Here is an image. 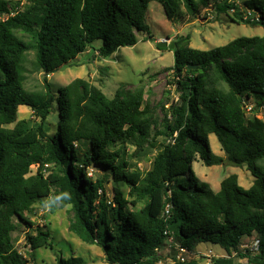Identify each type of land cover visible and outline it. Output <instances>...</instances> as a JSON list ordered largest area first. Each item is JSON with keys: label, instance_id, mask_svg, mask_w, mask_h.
<instances>
[{"label": "trees", "instance_id": "16d2710c", "mask_svg": "<svg viewBox=\"0 0 264 264\" xmlns=\"http://www.w3.org/2000/svg\"><path fill=\"white\" fill-rule=\"evenodd\" d=\"M150 1L27 0L26 9L19 10L20 1L12 5L0 0V264H28L14 247L11 232L16 223L32 228L29 214L33 204L43 200L52 208L55 202L70 205L69 230L99 246L109 264H156L170 237L172 248L180 245L188 251L200 242L219 245L226 254L211 264H243L236 258L244 257L246 264H264V119L247 116L244 106L253 97L256 105L251 111L264 109V34L236 37L208 50L190 47L189 35L175 40L169 69L179 101L165 110L163 130L153 134V119L143 107V87L118 88L107 98L81 77L60 86L57 96L46 78L40 90L24 86V62L30 50L35 69L47 74L96 39L102 41L98 54L104 58L134 45L137 31L149 33L145 14ZM155 1L169 20L198 17L213 4L219 13L232 8L240 21L264 26V0H243L254 14L246 19L229 0ZM219 81L227 87L218 86ZM54 102L58 119L49 132L47 117ZM20 105L31 109L33 119H17ZM158 133L169 141L155 154L151 168L145 173L130 168L121 145H135L133 155H140ZM209 133L216 136L225 158L212 152ZM116 144L120 145L111 149ZM197 157L207 166L225 160L245 165L252 184L243 188L237 175L230 174L214 192L192 169ZM90 167L104 171L106 177L93 179L87 174ZM107 174L128 185L133 200L125 199L119 189L108 200ZM253 233L256 252L240 250L241 237ZM49 236L40 227L25 234L30 258L37 248L50 244ZM172 258L173 264H199L196 258ZM54 264H86V260L59 257Z\"/></svg>", "mask_w": 264, "mask_h": 264}, {"label": "rangeland", "instance_id": "374dc122", "mask_svg": "<svg viewBox=\"0 0 264 264\" xmlns=\"http://www.w3.org/2000/svg\"><path fill=\"white\" fill-rule=\"evenodd\" d=\"M11 4L20 1L18 9H26L27 0H10ZM234 1L238 6V11L244 18V11L247 8L243 5V0ZM234 9L230 8L227 13H219L212 4L208 9L201 11L198 17L182 16L178 20H169L163 11L161 4L155 0L150 1L145 14V23L148 27L147 32H136V43L132 46H122L111 55L104 58L98 54V48L102 44L101 39H96L91 45L79 53L71 61L62 65L58 70L52 73H45L40 69H35L34 53L30 50L26 55L24 62V86L28 90H40L44 85V78L52 84V92L57 96V89L70 82L76 77H81L101 89L107 98H112L118 88L132 91L137 87L144 89V108L147 116L153 119L151 133L163 130V118L166 109L179 101V90L174 82L175 77L169 69L174 62L173 50L167 48H158L153 44V40H166L168 43L177 40L180 36L189 35L188 45L200 50H208L216 46L224 45L230 40L241 36H262L264 26L251 25L239 20L235 16ZM239 16V15H238ZM3 16L0 15V19ZM16 34L25 40H29L28 34L17 31ZM151 35L148 38L147 35ZM175 44V43H174ZM218 86L226 88V84L219 81ZM255 99L250 97L245 101V110L247 116L255 114L264 119V112L257 107ZM33 119L32 111L26 105H20L17 109V119ZM169 118V116H168ZM58 119L57 105L53 103L51 112L47 117L49 122V132H53ZM10 127L12 124L9 125ZM169 138L164 134L158 133L154 140L149 139L147 146L140 155H133L136 150L135 145L125 144L120 148L124 149V154L129 162L130 168L138 169L142 173L148 171L152 166V160L155 154L160 150L163 144L167 143ZM208 141L212 152L225 158L220 143L213 133L208 134ZM120 144L112 146L115 149ZM191 165L195 175L202 181L209 184L210 188L216 192L220 187L221 180L230 175L236 174L238 183L243 188H248L253 181L251 172L245 165L229 164L226 160L222 164L207 166L201 160L196 158ZM262 161H259L261 163ZM47 166V165H46ZM48 171L52 167H47ZM30 174H34L36 166L30 167ZM28 174V175H30ZM87 174L93 179L96 177H106L104 171L98 168H88ZM110 175L107 174V177ZM105 196L111 200L115 194V189H119L122 196L127 200H133L129 193V187L123 182H116L111 177L107 179L104 185ZM142 202L138 203V207ZM34 210L29 214L30 220L34 222L32 228H27L21 223H16V228L11 232L14 247L20 252L28 264L34 261L38 264H54L59 257L80 256L86 260V264H109L104 260L102 249L96 244L82 241L72 231L69 230V223L72 218L70 205L59 206L55 202L52 208L48 200H43L33 204ZM129 208H134L128 204ZM137 207V208H138ZM17 222V219H14ZM40 227L49 231V242L34 251L33 259L29 255V247L25 243V234L31 232V229ZM257 237L253 233L249 236H242L239 249L249 248ZM211 250L210 257L205 254ZM179 250L174 246L166 244L160 253L163 259L156 264H173L172 256H177ZM253 252H256L253 250ZM224 250L217 244L209 242L197 243L192 251L184 254L187 258H196L199 264H211L212 259L217 256L225 255ZM236 261L246 264L247 258H236Z\"/></svg>", "mask_w": 264, "mask_h": 264}, {"label": "built area", "instance_id": "2783aa9c", "mask_svg": "<svg viewBox=\"0 0 264 264\" xmlns=\"http://www.w3.org/2000/svg\"><path fill=\"white\" fill-rule=\"evenodd\" d=\"M245 15H244V19L248 18V17H252L254 14L250 11V10H246L244 11ZM256 16V15H255ZM170 211V205L167 204L165 206V213L168 214ZM165 233H168V231H165ZM168 243L170 245L171 243V237L168 238ZM257 245H258V240H255L254 242L251 243V245L249 246V248L251 250H256L257 249ZM176 248L179 250L176 258L179 259L180 261H184L186 258L184 257V254H186L188 252L187 249H185L184 247L180 246V245H176ZM210 254H212V251L209 250L205 255L210 257Z\"/></svg>", "mask_w": 264, "mask_h": 264}, {"label": "water", "instance_id": "95a60500", "mask_svg": "<svg viewBox=\"0 0 264 264\" xmlns=\"http://www.w3.org/2000/svg\"><path fill=\"white\" fill-rule=\"evenodd\" d=\"M153 44H155L158 48H167L169 50H173L175 48L174 41L168 43L166 40H153ZM189 68H196V65H188ZM247 108H245L246 110ZM264 112V109L261 110Z\"/></svg>", "mask_w": 264, "mask_h": 264}]
</instances>
